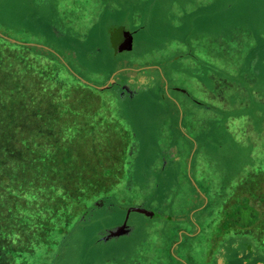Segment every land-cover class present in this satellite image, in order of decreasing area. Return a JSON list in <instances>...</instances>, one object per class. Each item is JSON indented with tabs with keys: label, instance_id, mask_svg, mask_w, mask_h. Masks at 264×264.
Masks as SVG:
<instances>
[{
	"label": "rangeland",
	"instance_id": "374dc122",
	"mask_svg": "<svg viewBox=\"0 0 264 264\" xmlns=\"http://www.w3.org/2000/svg\"><path fill=\"white\" fill-rule=\"evenodd\" d=\"M2 145L0 264H264V0H0Z\"/></svg>",
	"mask_w": 264,
	"mask_h": 264
},
{
	"label": "crops",
	"instance_id": "0c3cea01",
	"mask_svg": "<svg viewBox=\"0 0 264 264\" xmlns=\"http://www.w3.org/2000/svg\"><path fill=\"white\" fill-rule=\"evenodd\" d=\"M121 27H123L124 28V31H126L128 34L131 35L130 43H129L128 35H126V33L123 36L120 35L119 33H117V39L115 41V47H116V49H118L120 51H130L132 49V46H133V33H131V31L127 30L124 26H121ZM119 28H117V31L119 30ZM120 38H121V40H119ZM149 69H151L150 71H153L155 69L154 65L142 66V67L132 68V69L131 68H121V69H118L116 71H113L112 75L113 74H116L117 75L118 72H121V73L124 74L122 76V77H124V81L126 80V78L128 76H131V75H132L133 78L134 77L135 78L136 77L137 78L139 77L141 79V82H140L141 84L139 83L141 85L140 88H141V90H143L144 89V86L146 84H148L151 79H154L155 78V76L152 73H147V70H149ZM112 78H113V76H112ZM112 78H111V80H113V82H112V84H113L114 83V79H112ZM111 80H110V82H111ZM124 81H120V82H124ZM112 84L110 83V85H112ZM126 87L127 86L124 85L123 86V89L125 90ZM167 89H172V90H174V91H176L178 93H181L182 92V94L187 95V92L184 89L180 88V87H176L175 86V87H171L170 88L168 86ZM125 91L127 93H129V96H131V97L133 95H135L136 92H137V91H134V92L133 91H128V87H127V89ZM165 151L166 152L172 151L171 154H173V157H176V155H177V153H176L177 150H176L175 147L168 148ZM130 232H131V230H130ZM130 232H128V233H130ZM217 259L218 258H215V260H217Z\"/></svg>",
	"mask_w": 264,
	"mask_h": 264
},
{
	"label": "water",
	"instance_id": "95a60500",
	"mask_svg": "<svg viewBox=\"0 0 264 264\" xmlns=\"http://www.w3.org/2000/svg\"><path fill=\"white\" fill-rule=\"evenodd\" d=\"M118 31H119V34L122 36L126 33V35H128V39H129V43H130L131 35L128 34L126 31H124L123 27H120ZM112 82H113V80H111V83ZM130 212H140V213L150 214V212H148L144 208L128 207V208H126L125 218H124L123 222L118 226L103 230V232L100 233L101 234L100 238L105 241V240L115 238V237H118V236H121L123 234L130 232L131 227L127 225V219H128Z\"/></svg>",
	"mask_w": 264,
	"mask_h": 264
},
{
	"label": "flooded vegetation",
	"instance_id": "af4514ba",
	"mask_svg": "<svg viewBox=\"0 0 264 264\" xmlns=\"http://www.w3.org/2000/svg\"><path fill=\"white\" fill-rule=\"evenodd\" d=\"M121 40V38L119 39ZM119 42V41H118ZM114 79V83L112 85H110V83L107 85L108 88L112 89V87H115L119 90V93L123 96H125L126 94H128L125 90L127 89L128 87V91H134L136 90L137 87H139V83L141 82L140 81V78L138 77H132L131 76H128L126 78V80L124 82H121L118 80L119 78L117 77L116 74H113L112 75ZM141 84V83H140ZM126 85L127 87L125 88V90L123 89V86Z\"/></svg>",
	"mask_w": 264,
	"mask_h": 264
},
{
	"label": "trees",
	"instance_id": "16d2710c",
	"mask_svg": "<svg viewBox=\"0 0 264 264\" xmlns=\"http://www.w3.org/2000/svg\"><path fill=\"white\" fill-rule=\"evenodd\" d=\"M2 39H4L3 37L1 38V40ZM4 41H7V40H4ZM22 44V43H21ZM21 46H23V44L21 45ZM114 46H115V42H114ZM112 73V72H111ZM78 79V78H77ZM79 80V79H78ZM6 146L4 145H2V146H0V149L1 150H4L3 148H5ZM29 172H30V174L32 175V171L31 170H29ZM256 177L255 178H258V175H255ZM93 183H95V182H93ZM93 188H95L94 190L95 191H97V188L95 187V186H93ZM79 192V191H78ZM83 192V191H82ZM91 195V201H90V203H89V205H86V206H84L85 208L84 209H86V208H91V207H98V205H96V204H94V202L95 201H97L98 200V198L99 197H101V195H102V193L101 192H99V194H96L95 196H94V194L93 193H91L90 194ZM259 197H261V195H259ZM264 197V196H263ZM226 223V222H225ZM220 225H225V224H223V223H221ZM225 227V226H224ZM226 228V227H225ZM100 240H102L101 238H100V234H97V239H96V241H100ZM253 252V251H252Z\"/></svg>",
	"mask_w": 264,
	"mask_h": 264
}]
</instances>
